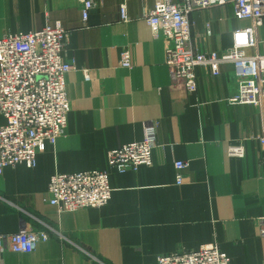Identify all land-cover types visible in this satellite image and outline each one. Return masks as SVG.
<instances>
[{
    "label": "crops",
    "instance_id": "crops-1",
    "mask_svg": "<svg viewBox=\"0 0 264 264\" xmlns=\"http://www.w3.org/2000/svg\"><path fill=\"white\" fill-rule=\"evenodd\" d=\"M85 21L81 0H0V37L37 31L59 20L67 32L64 58L68 123L46 141L36 164L5 166L0 174V233L23 225L46 231L34 250H0V264H157L160 254L217 243L229 264H264V157L259 107L232 101L234 69L213 76L197 70V89L171 82L164 41L144 15L155 0H93ZM124 5L127 20L120 17ZM191 33L200 50L231 46L249 24L233 3L196 8ZM126 48L131 66L118 64ZM157 121L150 166L119 172L107 152L140 141L143 123ZM3 117L0 114V123ZM243 145L231 156L229 144ZM186 161L175 183L174 162ZM104 170L111 199L99 208L59 212L46 201L54 173Z\"/></svg>",
    "mask_w": 264,
    "mask_h": 264
},
{
    "label": "built area",
    "instance_id": "built-area-1",
    "mask_svg": "<svg viewBox=\"0 0 264 264\" xmlns=\"http://www.w3.org/2000/svg\"><path fill=\"white\" fill-rule=\"evenodd\" d=\"M233 3L234 16L248 19L249 24L232 32L230 47L200 50L191 33L190 13L196 8ZM83 21L95 7L93 0H81ZM120 17L127 20L124 5ZM153 38L164 41V62L171 82L182 84L187 93L197 89V70L205 69L213 76L223 64L234 69L237 91L232 101L259 107L262 132L257 139L264 151V0H155L144 15ZM67 32L59 20L47 23L37 31L6 34L0 37V174L5 166L36 164L37 153L44 143L55 142L68 123L70 99L66 90V74L72 63L64 58ZM129 68L130 55L124 48L118 60ZM157 121L143 123V137L119 145L107 152L110 168L119 172L150 166L156 145ZM231 156H242L243 145L229 144ZM264 165V157L261 159ZM186 161L174 162L175 183L185 178L181 170ZM107 171L83 170L51 175L46 201L59 212L81 208H99L111 199ZM264 235V218L260 220ZM46 231L23 225L17 232L0 233V250L30 252L39 241L48 239ZM157 264H229V257L217 243L201 245L194 250L160 254Z\"/></svg>",
    "mask_w": 264,
    "mask_h": 264
}]
</instances>
